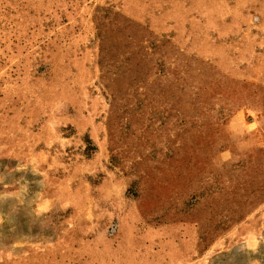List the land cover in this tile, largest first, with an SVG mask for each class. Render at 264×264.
Here are the masks:
<instances>
[{
  "label": "rangeland",
  "instance_id": "obj_1",
  "mask_svg": "<svg viewBox=\"0 0 264 264\" xmlns=\"http://www.w3.org/2000/svg\"><path fill=\"white\" fill-rule=\"evenodd\" d=\"M0 264H264V0H0Z\"/></svg>",
  "mask_w": 264,
  "mask_h": 264
}]
</instances>
